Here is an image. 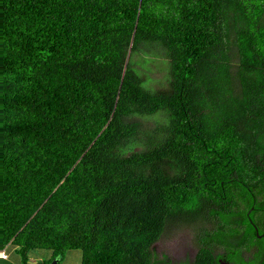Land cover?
<instances>
[{
  "label": "trees",
  "instance_id": "obj_1",
  "mask_svg": "<svg viewBox=\"0 0 264 264\" xmlns=\"http://www.w3.org/2000/svg\"><path fill=\"white\" fill-rule=\"evenodd\" d=\"M182 222L263 242L264 0H0V250L167 264Z\"/></svg>",
  "mask_w": 264,
  "mask_h": 264
},
{
  "label": "rangeland",
  "instance_id": "obj_2",
  "mask_svg": "<svg viewBox=\"0 0 264 264\" xmlns=\"http://www.w3.org/2000/svg\"><path fill=\"white\" fill-rule=\"evenodd\" d=\"M148 58L149 57H145ZM151 61L143 59L141 60V70L143 75L146 78L147 84L152 88H165L168 86V81L166 82L169 75V68L167 59L163 56H152ZM158 115V114H157ZM197 223L191 222H182L179 224H175L171 226L166 232L161 242L162 245L167 248V250H171L175 247L183 248L185 245L188 246V243L192 240H195L198 232ZM13 248V247H12ZM8 249V248H7ZM10 249V248H9ZM10 252V250L8 251ZM50 250L47 249H37L30 252V261L36 262L37 259H34L38 255H43L44 257L50 256ZM78 253L79 257L75 254ZM14 254L19 257V253L14 250ZM34 257V258H32ZM21 258V256L19 257ZM82 251L80 249H74L68 251L65 256L59 261V264H81ZM0 264H4V260L0 258Z\"/></svg>",
  "mask_w": 264,
  "mask_h": 264
},
{
  "label": "flooded vegetation",
  "instance_id": "obj_3",
  "mask_svg": "<svg viewBox=\"0 0 264 264\" xmlns=\"http://www.w3.org/2000/svg\"><path fill=\"white\" fill-rule=\"evenodd\" d=\"M254 224L259 228L258 224L255 222ZM261 225L262 231L261 229L257 231V237L263 239L261 245H250L248 243L249 238L244 237L243 233L242 237L244 243L240 249L233 246H228L227 248L218 247L216 250L218 251L217 256L220 255L218 264H264V222ZM162 238L155 243L154 248L162 259H167V264H197L195 258L200 251L197 238L189 242L188 246L185 245L183 248H181V245L176 248L175 245L172 251L169 249L167 250V248L162 245Z\"/></svg>",
  "mask_w": 264,
  "mask_h": 264
},
{
  "label": "crops",
  "instance_id": "obj_4",
  "mask_svg": "<svg viewBox=\"0 0 264 264\" xmlns=\"http://www.w3.org/2000/svg\"><path fill=\"white\" fill-rule=\"evenodd\" d=\"M13 247V248H12ZM10 248V249H9ZM10 250V252H8L9 253V257L8 258H6V259H3V258H1L2 260H4V264H21V258H19L20 257V255H19V257L17 256V255H15L14 254V250H16L17 251V248L16 247H14L13 245H9L8 246V249H7V251H9ZM78 257H79V254L78 253H75ZM42 257H44L43 255H38V256H36L35 258L34 257H32V258H34V259H37V260H42ZM36 260V261H37ZM81 260H82V258H81ZM60 261V260H59ZM60 263V262H59ZM58 263V264H59Z\"/></svg>",
  "mask_w": 264,
  "mask_h": 264
},
{
  "label": "built area",
  "instance_id": "obj_5",
  "mask_svg": "<svg viewBox=\"0 0 264 264\" xmlns=\"http://www.w3.org/2000/svg\"><path fill=\"white\" fill-rule=\"evenodd\" d=\"M8 245H5L1 250H0V258L6 259L9 257V253L7 251Z\"/></svg>",
  "mask_w": 264,
  "mask_h": 264
},
{
  "label": "water",
  "instance_id": "obj_6",
  "mask_svg": "<svg viewBox=\"0 0 264 264\" xmlns=\"http://www.w3.org/2000/svg\"><path fill=\"white\" fill-rule=\"evenodd\" d=\"M58 263H59V258H55L49 264H58Z\"/></svg>",
  "mask_w": 264,
  "mask_h": 264
}]
</instances>
